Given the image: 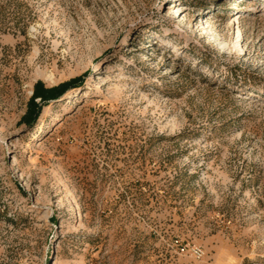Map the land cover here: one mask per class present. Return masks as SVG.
<instances>
[{"label":"rangeland","instance_id":"1","mask_svg":"<svg viewBox=\"0 0 264 264\" xmlns=\"http://www.w3.org/2000/svg\"><path fill=\"white\" fill-rule=\"evenodd\" d=\"M0 264H264V0H0Z\"/></svg>","mask_w":264,"mask_h":264},{"label":"trees","instance_id":"2","mask_svg":"<svg viewBox=\"0 0 264 264\" xmlns=\"http://www.w3.org/2000/svg\"><path fill=\"white\" fill-rule=\"evenodd\" d=\"M66 87H67V85H63V86L58 87V88L46 89L42 83H38V85L35 89V92H34V96L31 100L32 101V103H31L32 107L38 108V110H39V107H38L37 103H35L34 98L40 97L43 101L50 99V98H55L58 94H61Z\"/></svg>","mask_w":264,"mask_h":264},{"label":"bare ground","instance_id":"3","mask_svg":"<svg viewBox=\"0 0 264 264\" xmlns=\"http://www.w3.org/2000/svg\"><path fill=\"white\" fill-rule=\"evenodd\" d=\"M181 14L178 15V17H180ZM232 21H231V24H238L240 22V19H241V16H239V14H235L234 16H232ZM239 36H242V31L240 28H237L235 31H234V38L236 37V39L239 37ZM238 50H243L242 48V45L239 43L238 46L234 47V51L235 52H238ZM35 138V137H34Z\"/></svg>","mask_w":264,"mask_h":264}]
</instances>
